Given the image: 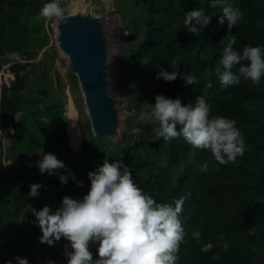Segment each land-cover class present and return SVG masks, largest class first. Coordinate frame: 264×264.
I'll use <instances>...</instances> for the list:
<instances>
[{
	"label": "trees",
	"instance_id": "1",
	"mask_svg": "<svg viewBox=\"0 0 264 264\" xmlns=\"http://www.w3.org/2000/svg\"><path fill=\"white\" fill-rule=\"evenodd\" d=\"M57 2L0 0V71L6 54L48 45ZM121 2L143 15L131 105L147 97L156 123L132 117L112 146L91 133L81 161L46 59L14 60L0 88V264H264V0ZM180 65L179 94L156 108ZM165 112L177 123L156 148Z\"/></svg>",
	"mask_w": 264,
	"mask_h": 264
},
{
	"label": "rangeland",
	"instance_id": "2",
	"mask_svg": "<svg viewBox=\"0 0 264 264\" xmlns=\"http://www.w3.org/2000/svg\"><path fill=\"white\" fill-rule=\"evenodd\" d=\"M63 2L64 0H58V2L51 7V12L44 25L45 34L49 37V43L47 46L37 50L38 56L29 61L28 69L32 71L33 65L46 59L49 83L57 93L62 95L65 101H67L66 89L69 87L79 110V121L84 136L83 146L87 142L90 148L92 146L90 135L93 132L84 127L85 121L89 120L84 93L80 85H75L74 83V81L76 82L78 80L73 77L75 74L72 73L69 67L68 55L59 48V31L57 26L61 17L68 14L91 13L93 16L100 18L103 22V30L109 45L108 71L111 95L119 111L120 120L118 134L111 138L102 137L104 139L101 140V142L107 143L110 146L114 145L115 142L124 144L126 133L131 131L129 123L132 121V117L156 123V119L153 116L154 111L152 110V103L147 100V97H144L140 108L131 105L132 103H139L136 91L140 86L137 82L138 78L133 72V63L131 61L134 60L132 58V49L142 40V29L139 27V23L143 19L142 11L132 6L124 8L121 0H68L66 1L64 11L58 13L57 9ZM123 16L126 19H124ZM5 57L17 61L22 59L25 64H28V59L21 58L18 53H8ZM123 72H126L127 77L129 76L125 80L122 79ZM56 74L58 76H56ZM57 79L59 80L60 86H57ZM19 116L20 115H17L16 120L19 119ZM0 136L3 141V165L6 166L10 163L8 149L11 146V140L3 133L1 121ZM156 139L158 138L154 140ZM83 150L82 147L79 151H76L81 161L85 159Z\"/></svg>",
	"mask_w": 264,
	"mask_h": 264
},
{
	"label": "water",
	"instance_id": "3",
	"mask_svg": "<svg viewBox=\"0 0 264 264\" xmlns=\"http://www.w3.org/2000/svg\"><path fill=\"white\" fill-rule=\"evenodd\" d=\"M59 48L68 55L69 67L77 76L87 106L91 130L95 136L111 138L118 134L120 124L119 111L111 95L108 57L109 45L103 30V22L91 13L68 14L58 22ZM135 58V55H132ZM182 65L178 67L176 76L165 80L152 93V101L156 108L171 103L179 94L183 82L181 78ZM56 76H58L56 74ZM57 86L59 80H56ZM67 94V124L68 142L73 150L79 151L83 147L84 136L80 124V115L75 99L69 87ZM161 135L149 142L151 146H159L166 133H170L177 123L171 112L160 118ZM3 141L0 136V171H4Z\"/></svg>",
	"mask_w": 264,
	"mask_h": 264
},
{
	"label": "clouds",
	"instance_id": "4",
	"mask_svg": "<svg viewBox=\"0 0 264 264\" xmlns=\"http://www.w3.org/2000/svg\"><path fill=\"white\" fill-rule=\"evenodd\" d=\"M133 54V53H132ZM135 55V54H134ZM135 59V58H134ZM14 60H10L8 62H5L3 64V67H2V70L0 71V88L2 89L6 84H3V77H4V74H3V71H4V66L5 65H8V68L5 70V72H7V70H9V72H11L13 75H14V79L12 80H15L16 78V75L12 72V69H11V66L13 65V62ZM20 62L24 63V61H22V59L19 60ZM30 60H27V62H29ZM16 62V61H15ZM25 64V63H24ZM76 76V75H75ZM77 77V76H76ZM78 80V79H77ZM11 81V80H10ZM57 83V82H56ZM67 114V112H66ZM165 114V113H164Z\"/></svg>",
	"mask_w": 264,
	"mask_h": 264
},
{
	"label": "built area",
	"instance_id": "5",
	"mask_svg": "<svg viewBox=\"0 0 264 264\" xmlns=\"http://www.w3.org/2000/svg\"><path fill=\"white\" fill-rule=\"evenodd\" d=\"M8 68V65L4 66V71H3V74H4V77H3V84H6V85H10V80L14 79V75L9 72V70H7V72H5V70Z\"/></svg>",
	"mask_w": 264,
	"mask_h": 264
},
{
	"label": "flooded vegetation",
	"instance_id": "6",
	"mask_svg": "<svg viewBox=\"0 0 264 264\" xmlns=\"http://www.w3.org/2000/svg\"><path fill=\"white\" fill-rule=\"evenodd\" d=\"M166 113V112H165ZM164 114V113H163Z\"/></svg>",
	"mask_w": 264,
	"mask_h": 264
}]
</instances>
